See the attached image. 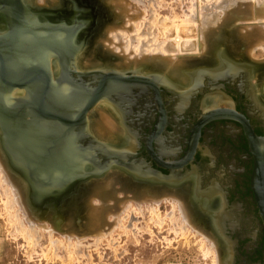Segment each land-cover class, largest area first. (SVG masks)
Returning a JSON list of instances; mask_svg holds the SVG:
<instances>
[{
	"label": "rangeland",
	"instance_id": "1",
	"mask_svg": "<svg viewBox=\"0 0 264 264\" xmlns=\"http://www.w3.org/2000/svg\"><path fill=\"white\" fill-rule=\"evenodd\" d=\"M74 1L75 3H77L79 8L82 7L84 9H88L91 11L90 23L91 22L92 23L91 24L89 23L88 27L83 29L82 31L85 30L84 32H86L85 42L87 44V48L89 47L87 49V51L89 50V52H86V55L89 56L90 53H95V56L93 58L96 60L95 62L99 65L93 68H91L90 66L89 67L90 69L79 68L78 70L75 62L74 66L76 67V70L79 72L87 73L93 70H103V71H108L109 73L112 74L117 73L124 75L125 78H130V77H137L136 71L141 72L140 71L141 68L145 67L143 74L148 73L147 75L152 74L155 76L159 73L162 75L163 74L166 75L165 68H155V66L152 65V62H150L154 57L155 59L157 58L158 56L157 54L160 51H161L160 52L161 55L163 56L166 55L164 48L165 45L162 47V44H166V45L168 44L167 46L169 47L170 43H172L173 41L172 39L175 36H177L184 41L188 40L189 42L188 41L187 42L190 43L189 47L191 45V47L193 48L200 40L199 38L202 36L203 33L202 31H204V29L207 30L205 32L206 33L205 36L203 35L204 41L207 40L205 43V50H202L201 52L198 51V53L199 52L200 53L199 55L197 54V56L196 55L183 56L182 58H184V60L182 58H180L181 60L178 59L176 63L178 65L174 64L175 67L173 65V69H175V71H177L178 69L180 70L181 68L182 69L180 70V72L185 69L187 71H190V69L194 70L197 69V67H202V68L207 67L208 63L201 62L202 60H204V57L207 56L206 55L207 52L209 54L211 53L214 54V52L215 54L218 52L219 53L224 52L228 54V56L235 62L241 61V63L247 65L248 67H250L249 65L251 62H254L256 63L257 66L262 65L263 66L262 68L264 69V49L263 47L261 48L260 46H259L260 48L258 47L255 48V45L258 46L257 44L261 42L260 38L258 37L256 40H254L255 38L254 39L249 38V35H254V29L252 28L250 30V28L248 27L249 30L246 31L245 33L243 32L244 30H246L243 27L246 24L247 20L248 21L250 20V23L253 22L251 25L249 22H247L246 24L251 27H253V25L257 23L251 20L249 9H246L248 8L247 5L248 6L254 5L252 2H249L253 0H244V1L242 0H231V1L230 0H136L135 2L136 5L138 2L137 6H134L135 5V3L133 2L134 0H123L121 2H117L120 0L117 1L116 0H74ZM125 1L126 2L129 1V4L131 1V5L127 6L128 3L125 5L124 4ZM261 1L264 2V0ZM261 1L256 0L253 2L254 3L256 2L255 5L256 6L258 5L257 7L260 8V5L263 4V2ZM59 2H61L63 8H65L69 4L68 0H50L47 3H44L42 0L41 1L35 0V4L37 5L42 4L45 7H48V5L49 4L51 5L52 3H54V5H57L59 4ZM122 2H124L123 3L124 5L121 4ZM50 5L48 9L51 11H56V10H52L53 8L52 9L50 8L53 7L54 5L53 6ZM119 5H122L123 8H121ZM131 6L136 7V10L135 11L132 10ZM126 7H128V13L126 12V9L123 11V9ZM129 7H131V9ZM61 9L62 8H60V10ZM130 10L131 13L134 11L133 13L135 14L133 13L131 14L129 12ZM198 12H200V14L202 13L201 14L202 17L199 15ZM130 15L131 16L137 15L138 17H141V19L137 17V19L133 21L134 17L132 18ZM82 16L83 15L78 16V20L81 22H83V20L81 19ZM199 16L201 18H199ZM128 17L132 18L131 22L132 24H134L133 25L135 29L134 33L136 32L135 34L138 35V40L136 39L137 43L135 44V47L138 46V49L136 53L132 54L131 56L132 58L129 56L128 53L123 54L122 52H120V50H118L117 53L114 51L111 52V49L109 48L110 47L109 43L107 42L108 40H110L112 28L118 27L119 28L118 30H120V27L124 28L126 21H128ZM37 18L39 21L40 17ZM190 18L191 20L196 19L195 20L196 22L195 21H191V22H195L198 24L195 23L191 24V22L188 23V20ZM197 18H199V20ZM201 21H203L204 23L206 22L207 24L201 23L202 24L201 26L200 25ZM203 24L205 26H203ZM198 26L201 28L200 30H198ZM149 28L152 30H150ZM185 28H187L188 31L185 32L186 30H184L181 32H185L187 33V35H184L185 33H180L179 31L180 29L183 30ZM168 29L169 31L172 32L174 31L173 34H170L171 38L168 36L170 38V41L172 40L171 42H168L169 41L168 37H164L165 35L163 36L164 32H166V30ZM148 33L150 34L148 35ZM151 33L155 37H153ZM150 35L152 37H150ZM78 38L76 40V45H81L82 43L77 44ZM150 38H153L152 40H156L155 41L156 44L154 43V41L152 42L154 44L152 43L150 44V40H151ZM134 40L135 39H133V41ZM195 40L197 42H195ZM143 43H147L148 48L147 46L145 47L144 45H142ZM154 45L155 46L157 45V47H155L156 50L155 48H153ZM158 45L160 46V48H158ZM186 46L188 47V45ZM84 47H86V45L82 46L83 49ZM168 47H166V50L168 49ZM191 47L189 48L190 50L192 49ZM141 48L146 49L145 53L143 52V55L140 50ZM157 48L159 49L158 52H157ZM162 49H164L163 50L164 52L162 51ZM195 53L193 52V54ZM233 53L237 54L238 57L232 56ZM180 55L182 56L185 54L180 53ZM243 57L247 58L250 62L243 61L242 59ZM160 58L161 57H158V59ZM182 60L189 61L191 64L184 67H180ZM162 62L164 63L165 61ZM215 63L216 62H214L213 65H215ZM238 63L240 64V62ZM103 64H105L106 67H103L102 66ZM141 65L144 67H142ZM169 66L171 65L169 64L168 67ZM215 66L217 67V65ZM165 67L167 66L165 65ZM103 68L107 70H104ZM110 69L114 70L115 72L111 71ZM130 69H132L133 71L135 69L136 70L133 72ZM225 69L226 68H224L221 71H224ZM71 78L75 80L78 79L76 75H71ZM247 78H248L247 79L248 82L244 81L247 84V88L248 85L249 86L253 85L255 87L257 86L258 87L257 89L259 91L258 94H260V96L262 95L264 98L263 95L264 70L255 71L252 79H250V76H247ZM116 80L117 79L113 80V83H111L110 85L111 92L117 91L116 89L122 84L123 85L130 84V81L129 82L125 80L123 81V79L121 81L120 80L116 81ZM87 82L88 79H81V80L78 79V83L86 84ZM189 86L190 84L184 88L186 89L190 88ZM121 87L124 90H126L123 86ZM178 87L182 88L180 86H177V88ZM114 94L116 93L114 92ZM128 94L129 93H127V95ZM208 94H205L202 100ZM221 106L227 107V105L225 104H222ZM96 110L97 109H95V111ZM95 111L92 110L89 113V115L90 114L92 115ZM95 115H96V119L101 117V113L99 114L97 113ZM116 117L118 116L116 115ZM89 142H90V138H86L85 142L82 143V145L84 147H87L88 146L87 144ZM3 167L6 169L5 171H8L6 166ZM87 168L89 167L86 166V170ZM113 170L115 169H112L110 172L112 173ZM9 172L7 174L6 172L1 173L0 171V176L2 174H5V176L9 179L8 175L11 178V172L10 173ZM3 177L4 175L0 177V264H218L217 261L220 258V253L217 251L218 249L217 245L216 246L213 245L214 242H212V239L209 237V235L206 232H204L200 228V226L196 227L188 224L190 227H192L191 230L186 223L185 224L187 226L184 225L183 223L182 229L184 228L183 226L187 227L184 228V230L186 229L187 232L183 230L185 232L183 233L180 225L181 221L183 220L181 219L182 218L181 214H179L180 211L179 208H177V203L175 204L172 198H171L172 200L170 198H167L168 200L165 201H163L164 199H162L161 200L162 203L160 202L159 204L154 202H148V203L141 202V204H137L138 201L135 200L129 201L131 208L127 211L125 215L128 218H126L125 220L122 218L124 221L122 220L123 225L121 227L120 225L112 226L113 220L110 215L103 214L104 216H101V220L97 222L95 221V218L92 215L94 213L91 214L92 209L95 210L102 207L105 208V210H108L107 206H109L110 203H111L110 206H115L114 205L115 202L112 201L107 202L106 198L102 200L98 195L93 196L94 192H92V190L93 188H95L94 186H99V185L102 186L104 184V182L102 183V181L95 180L92 183L89 182L90 183L88 185L89 187L85 188L82 191L83 194L81 193L79 194V196L78 195L75 196L71 200V204L69 202L68 204L64 205L65 207L63 208L64 210L63 212L62 209L61 211L56 212V214L54 215L56 219L53 217L42 218L37 216L31 210V208H29L23 202V197L21 194H20L21 197L17 194V191L19 189L15 184L14 180L11 178V180L9 179L10 183L5 184V182L3 183L1 181V178L3 180ZM145 185H147V183ZM120 188L121 186H118L115 189H120ZM8 189H10L11 191L9 192ZM10 193H12L13 195ZM125 195L126 194H124L123 192H120L119 194L116 195V198L118 200L119 198L123 199L125 198ZM129 197L132 198L131 193H129ZM9 198L17 199L18 204L11 206V204H9ZM78 198H80V201ZM171 202L174 204H172ZM97 203L100 206H98ZM95 204L98 206V208L95 206ZM8 205L10 206L8 207ZM155 205H157L158 207ZM172 206L173 209H175L174 211L172 209ZM151 209L154 210V211L152 210L154 214L151 212ZM135 210H137L138 212ZM139 210L142 212H139ZM133 211H134L133 213L134 217L133 216L130 217L132 214V213L130 214V212ZM139 213H141V215ZM155 216L156 217L159 216L160 219L158 217L156 219ZM172 217L175 219H173ZM106 218L110 221V222L107 221V223L109 222L111 226H108L110 224L106 223L107 220ZM130 218L131 219L134 218L133 220L134 221L137 220V221L132 222ZM158 219L164 221L163 226L159 225L161 224V221H159ZM130 223H131V228L129 229L130 226L128 224ZM155 223H158L157 225H159L160 227H158ZM174 223H178V224H174ZM105 226L106 227L108 226V229L106 228L107 230H105ZM44 227H46L45 230H43ZM31 228L33 230H31ZM46 229L51 230L53 232L47 231ZM25 230L33 231V233L38 232L36 234L38 238L35 237L36 245L35 243L33 244L29 243L30 241H28V239L27 240L25 239L28 238L26 232L24 233ZM101 232L103 233V235L104 234L105 235L102 236ZM97 235L99 236L96 237ZM100 236H102L103 239L102 237L100 238ZM51 240L52 241L55 240L54 242L57 241L59 242V244L57 243V250H55V248H52ZM98 241H100L99 244ZM76 242H79L80 245ZM78 246L81 247L77 250L76 247ZM55 253H57L56 254L57 256L55 255ZM216 257H218V259H216Z\"/></svg>",
	"mask_w": 264,
	"mask_h": 264
},
{
	"label": "water",
	"instance_id": "2",
	"mask_svg": "<svg viewBox=\"0 0 264 264\" xmlns=\"http://www.w3.org/2000/svg\"><path fill=\"white\" fill-rule=\"evenodd\" d=\"M75 6L77 15L91 16L90 10ZM34 14L23 0H0V15L6 23L0 32L1 146L23 202L37 216L55 218L56 212H63L64 205L88 187L91 177L102 176L113 166L108 164L112 156L105 152L106 144L91 137L86 128L88 113L111 93L113 80L145 81L103 70L77 71L74 58L82 45H76V40L90 21L77 22V26L75 22L73 28L40 23ZM52 59L72 71L54 79ZM71 75L88 82L78 83ZM17 90L26 95L14 97ZM209 115L247 126L244 118L238 120L226 109ZM86 138L90 142L84 147ZM247 140L254 159L252 187L264 220V136L247 129Z\"/></svg>",
	"mask_w": 264,
	"mask_h": 264
},
{
	"label": "flooded vegetation",
	"instance_id": "3",
	"mask_svg": "<svg viewBox=\"0 0 264 264\" xmlns=\"http://www.w3.org/2000/svg\"><path fill=\"white\" fill-rule=\"evenodd\" d=\"M223 62L222 68L209 64L192 70L196 77L191 89L175 90L171 84L160 85L153 75L137 73L145 82L122 84L126 90L119 86L108 102L134 139L130 160L165 179L176 178L177 185L189 177L199 180L197 194L210 198H205L207 209L215 215L221 263L264 264V220L252 187L254 159L247 140V129L264 136V105L258 87L247 88L244 82L247 76L252 79L254 69L221 71ZM210 97L227 107L205 111L203 104ZM217 109L234 112L247 126L236 119L212 118L210 112ZM196 218L209 235V220Z\"/></svg>",
	"mask_w": 264,
	"mask_h": 264
},
{
	"label": "bare ground",
	"instance_id": "4",
	"mask_svg": "<svg viewBox=\"0 0 264 264\" xmlns=\"http://www.w3.org/2000/svg\"><path fill=\"white\" fill-rule=\"evenodd\" d=\"M41 1V0H40ZM44 3H47L49 2L50 0H42ZM69 1V4L63 8L62 6H59L61 5V2H59V4L57 5H54V3H52L51 5L53 7H50L52 10H56V11H51L48 9V7H45L44 5L40 4V5H37L35 4V0H23V3L25 4V6L29 9V11H31L32 13H35L34 15H36L37 17H40V20L39 22L40 23H45V22H48L49 24H53V25H62V24H65V25H70L74 28V23L76 22V26H77V22H81L79 20H77V13H76V6H75V1L74 0H68ZM117 1V0H116ZM123 0H120V1H117V2H121ZM231 1V0H230ZM244 1V0H242ZM253 1H256V0H253ZM253 1H249V2H252L254 5H247L248 8L246 9H249V14H250V18L252 21L254 22H257L256 24L253 25V27L249 26V25H246L247 22L250 23V20L246 21V24L244 25V30L243 32L245 33L246 31H248V27L252 29H254V35H249V38L251 39H254L256 40L258 37L260 38L261 42L259 44H257L258 46L255 45V48L258 47V48H262L264 49V2L262 5H260V8H258L255 4L256 2L254 3ZM134 3L136 2V0L133 1ZM132 2V3H133ZM124 2H122L121 4L122 5H126L128 3L127 6H130L131 5V1H130V4H129V1H125V3L123 4ZM133 3V4H134ZM120 4V3H119ZM132 4V5H133ZM260 4V3H258ZM46 5V4H45ZM50 5V6H51ZM122 5H119L121 8H123ZM137 5H138V2H137ZM136 3L134 6H137ZM246 5V4H245ZM59 6V7H58ZM132 7V6H131ZM131 7H129L131 9ZM218 7V6H217ZM241 7V6H240ZM58 8V9H57ZM60 8H62L60 10ZM134 8V9H133ZM126 9V12L128 13V7L124 8L123 11ZM132 10H136V7H132ZM133 11V12H134ZM201 11V9H200ZM131 13V10L129 11ZM132 12V13H133ZM139 12V11H138ZM126 13V14H127ZM131 13V14H132ZM137 13V11H136ZM199 15L202 17V13L200 14V12H198ZM135 14V13H133ZM140 14V13H139ZM138 14V15H139ZM143 14V13H142ZM141 14V15H142ZM80 15H83L82 16V20L83 22H85L86 20H89L91 21V16H89L88 14H80ZM248 15V14H247ZM131 16V15H130ZM199 16V18H201ZM132 18L134 17L133 21L135 19H137V15H133L131 16ZM131 17H128V21H126L125 23V26L124 28L123 27H120V30H118L119 28L118 27H114L112 28V32H111V37H110V40H108L107 42L109 43V48L111 49V52L114 51L117 53L118 50H120V52H122L123 54L124 53H128L129 56L131 57L132 54L136 53L137 49H138V46L135 47V44L137 43V40H138V35L134 33L135 29H134V24H132L131 22ZM204 17V15H203ZM139 19H141V17H138ZM143 18V17H142ZM199 18H197L199 20ZM212 18V17H210ZM125 19V17H124ZM127 19V17H126ZM144 19V18H143ZM142 19V20H143ZM193 19V18H192ZM207 19V18H206ZM209 19V18H208ZM141 20V21H142ZM196 19L194 20H191V18L188 20V23H190L191 21H195ZM201 20V19H200ZM205 20V19H204ZM211 20V19H210ZM263 20V22H262ZM38 21V19H37ZM262 23H260V22ZM137 22V21H136ZM196 22V21H195ZM195 22H191L192 23H195ZM199 22V21H198ZM68 23H71V24H68ZM92 23V22H91ZM90 23V24H91ZM201 23H204L203 21L200 22V25L202 26ZM206 23V22H205ZM204 23V24H205ZM215 23V22H214ZM253 22L250 23V25L252 24ZM195 24H198V23H195ZM203 24V26H205ZM207 24V23H206ZM211 25V24H210ZM91 26V25H90ZM246 26V28H245ZM256 26V27H255ZM133 27V28H132ZM132 28V29H131ZM152 28V27H151ZM6 29V23H5V20H4V17L3 15H0V32L1 30H5ZM134 29V30H133ZM150 29V28H149ZM190 29V28H189ZM192 29V28H191ZM201 28L198 26V30H200ZM117 30V32H116ZM152 30V29H150ZM186 30L185 32L188 31L187 28L183 29V30H179L180 33H185V32H181V31H184ZM85 31V30H84ZM82 31L81 32V36H79L78 38V43H82L81 45H86V47H84V49L82 48L81 46V50L78 52L77 56H75L74 58V65H75V62H76V65H77V68L79 70L80 69H90L89 67L91 66V68L93 67H97L99 66L95 61V59L93 58L95 56V53H90V55H86V52H89V50L87 51V44L85 42V35H86V32ZM115 31V32H114ZM119 31V32H118ZM207 30L204 29V31H202V36L199 38L200 40L197 42L195 40V42H197V44L192 48L191 45L190 47L192 48L191 50L189 49V44L186 40H182L180 39L179 37L175 36L171 41L172 43H170L169 47L166 45V44H162V47L165 45L166 47H168V49L166 50V47L164 46L165 48V56L161 55L160 52L155 55L157 56V60L155 59V57L152 59V65L155 66V68H165L166 69V75L165 74H157V75H153L151 77L155 78L156 80H158V83H160V85H167V86H174V85H177V86H180V87H186L187 85H191L192 87V84L194 82V78L196 77L195 76H192L190 73H192V70L190 69V71H187L186 69L185 70H182L180 72V70L182 69H178L177 71H175V69H173V65H178L176 64L177 63V60L182 58L183 56H197V54L199 55V53L202 51V50H205V43L206 41H204V37L203 35L205 36V32ZM114 32V33H113ZM151 32V31H150ZM174 32V31H173ZM172 31H169L166 30V32H164L163 36L164 37H170V34H173ZM192 32V31H191ZM242 32V33H243ZM110 33V32H109ZM113 33V34H112ZM129 33V34H128ZM177 33V32H176ZM243 33V34H244ZM135 34V35H134ZM150 33H148L149 35ZM152 34V33H151ZM154 34V32H153ZM152 34L153 37H155L154 35ZM190 34V33H189ZM201 34V33H199ZM83 35V36H82ZM181 35V34H180ZM184 35H187V33H185ZM109 36V35H107ZM128 36V37H127ZM150 35V37H152ZM168 37V38H169ZM203 37V38H202ZM170 38H169V41L168 42H171L170 41ZM187 38V37H186ZM133 39H137L135 42L133 41ZM150 44L156 40H152L153 38H150ZM167 39V38H166ZM107 40V39H106ZM132 41V42H130ZM193 41V40H191ZM190 41V42H191ZM204 41V42H203ZM141 42V41H140ZM166 42V43H168ZM253 42V41H252ZM84 43V44H83ZM107 43V45H108ZM142 43V42H141ZM152 43V44H154ZM156 44V43H155ZM161 44V43H160ZM262 44V45H261ZM141 45V44H140ZM142 45H144L145 47L147 46V43H143ZM188 45V47L186 46ZM193 46V45H192ZM260 46V47H259ZM140 47V46H139ZM143 47V46H141ZM150 47V46H149ZM152 47V45H151ZM150 47V48H151ZM157 47V45L153 48ZM220 47V46H219ZM148 48V46H147ZM158 48H160V46L158 45ZM157 48V52L159 51V49ZM254 48V47H253ZM83 49V51H82ZM141 52H142V55H143V52L145 53V50L146 49H143L141 48L140 49ZM156 50V48H155ZM154 50V51H155ZM164 49H162L163 51ZM212 50V48H211ZM256 50V49H254ZM96 51V50H95ZM150 51V50H148ZM189 53H188V52ZM198 51H200L198 53ZM164 52V51H163ZM193 52L195 54H193ZM154 53V52H153ZM180 53H183L185 55H180ZM121 54V55H123ZM152 54V53H151ZM160 54V55H159ZM249 54V53H248ZM117 55V54H116ZM146 55V54H145ZM153 55V54H152ZM207 56L204 57V60H202L201 62L204 63H208L209 64H212L214 62L215 65H219V68H222L220 65V61L223 62V69L224 68H228L229 71L231 72H237L241 69H252L254 68V65L253 63H250V67H248L247 65H244L243 63H241L240 61V64L238 62H235L233 61L232 59H229L230 57L228 56V54L224 53V52H218L215 54H209L207 52L206 54ZM135 57V56H134ZM145 57V56H143ZM158 57H161L160 59H158ZM250 57V56H249ZM132 58V57H131ZM202 58V57H201ZM127 59V58H126ZM141 59V58H140ZM143 59V58H142ZM165 61L164 63L161 61ZM184 60V58H182ZM199 59V58H198ZM226 59V60H225ZM135 60V59H134ZM181 60V59H180ZM179 60V61H180ZM181 61V64H180V67H184V66H187L189 64H191L189 61ZM133 61V60H131ZM143 61V60H142ZM141 61V62H142ZM226 61H229L230 63L227 64ZM138 62V61H137ZM145 62V60H144ZM180 63V62H179ZM51 64H52V67H51V71L53 72V76H54V79L55 77H61V75H63V73L65 72L66 73V67L64 69H60V63L56 60H53L51 61ZM171 65L168 67V65ZM258 64V62H257ZM165 65L167 67H165ZM174 65V67H175ZM214 65V66H215ZM232 65V66H230ZM103 67H106L105 64L102 65ZM128 66V64H127ZM142 66V65H141ZM207 66V65H206ZM230 66V67H229ZM118 67V66H117ZM144 67V66H142ZM216 67V66H215ZM232 67V68H231ZM256 68H254V72L255 71H258V70H264V69H261L263 66L262 65H256L255 66ZM147 68V67H146ZM104 69V68H103ZM205 69V68H204ZM104 70H107V69H104ZM109 70V69H108ZM111 70V69H110ZM132 70V69H130ZM136 70V69H135ZM134 70V71H135ZM138 70V69H137ZM145 70V67L144 68H141V72L143 74V71ZM221 70V69H220ZM237 70V71H236ZM111 71H114V70H111ZM133 71V70H132ZM133 71V72H134ZM204 71V70H203ZM228 71V70H227ZM115 72V71H114ZM141 72H138L136 71V73H141ZM149 72V71H148ZM152 72V71H151ZM156 72V71H155ZM230 72V74H231ZM70 73V72H69ZM122 73V72H121ZM135 73V74H136ZM157 73V72H156ZM240 73V72H239ZM148 74V73H147ZM152 75V74H151ZM221 74H219L220 76ZM223 75V74H222ZM225 75V74H224ZM171 76V77H169ZM174 76V77H172ZM227 76V75H226ZM174 78V79H173ZM222 78V77H221ZM172 82V83H171ZM174 83V85H173ZM171 84V85H170ZM195 85V84H194ZM193 85V86H194ZM177 86H174V89L175 90H179L177 88ZM190 87V86H189ZM196 87V86H195ZM193 87V88H195ZM186 89V88H185ZM189 89V88H188ZM191 89V88H190ZM182 90V89H181ZM262 91V90H261ZM112 92H115V91H112ZM112 92L104 99H102L100 101V103H98L92 110L95 111V109H97L92 115L89 113L92 111H90L86 117V128L89 132V134H91V137H93L95 140H99V141H102L104 142V144H106L107 148L105 149V152L109 154V156L111 155L112 157L110 158L108 164L110 165H113V166H109V168H107L105 174H103L102 176H99V177H91V183L94 182L95 180H99V181H102V183L104 182V184L102 186H94L95 188H93L92 192L93 193V196H96L98 195L102 200L106 198V201L110 202H115V206H107L108 207V210H105V208H99V209H95L91 211V214L93 215V217L95 218V221H99L101 220V216H104L103 214H106V215H110L112 217V226H115V225H120V227L123 225L122 224V220L128 218L126 217V213L127 211L131 208V205H130V202L129 201H132V200H135V201H138L137 204H141L142 203H148V202H154V203H157L159 204L161 202L162 199H164L163 201L165 200H168L167 198H172L173 201L175 202V204L177 203V208H179V214H181V219L184 221H181V230L183 231L184 228H187L185 226H183L184 228L182 229V225L184 223V225H191V226H198L197 223L195 222L197 220L196 217H200V218H205V221L207 222L209 220V222L207 224H209V229L210 227H212L211 229V232L209 233V237L212 239V242L214 246L218 245L220 247V242L218 241V235H217V232H216V225H215V215L213 213H211L209 210V208L207 209V205H206V196L204 197H201L203 196L202 194L199 196L197 193V186H199V184L197 182H199L198 179H196L195 177H189L185 182H183L182 185H177L176 181L178 182V180H176V178L174 177H171V179H165L159 175H157V173L155 172H152L151 170H149V168L147 167L146 169L147 170H143V167H145L144 165H142L143 167L137 165V163L135 161H132L130 160L132 157L134 158V155H132L131 152H133V148H134V139L132 140L131 136L126 132V127H125V124L123 125V120L121 119L122 116L117 112V110L115 108H113L112 105H110L108 103L109 99H111V95ZM185 92V91H184ZM26 94H25V91L24 90H17L14 92V97H24ZM260 96V94H258ZM214 96V95H213ZM257 96V95H256ZM222 99V98H221ZM224 100V99H223ZM222 100V101H223ZM260 100H262V103L264 105V98L262 97L261 95V98ZM226 101V100H225ZM258 102V101H257ZM221 104V101L220 99L218 98H208L205 102H204V109L205 111H212L214 109H216L217 107H219ZM225 104V103H224ZM115 107V106H114ZM119 108V107H117ZM121 109V108H120ZM218 110V109H217ZM122 112V111H121ZM214 112V111H213ZM99 114L101 113V117L96 119V115L95 114ZM212 113V112H211ZM115 114V115H114ZM116 115L119 117H116ZM124 115V114H122ZM118 118V119H117ZM123 121V122H122ZM2 132H1V129H0V171L1 173H7L11 170L9 169V166L7 164V159H4L5 156H4V153H2ZM92 148L94 146H91ZM125 149H128V150H125ZM136 150V149H135ZM131 153V154H130ZM143 162V161H142ZM3 166H6L7 167V170L8 171H5L6 169L3 167ZM92 168V167H91ZM112 169H115L113 170V172L111 173L110 171ZM5 171V172H4ZM87 171H91V173H93V169L89 170V168H87ZM9 172V173H10ZM4 175L3 177V180L1 178V181L5 184H9L10 181L9 179L11 180V178H13V174L11 172V178L10 176L8 175L9 179L5 176V174H2ZM1 175V176H2ZM0 176V177H1ZM5 179V181H4ZM146 180V181H145ZM145 181V182H144ZM147 183V185L145 184ZM3 184V185H5ZM7 186V185H6ZM92 186V185H91ZM118 186H121L120 189H115L117 188ZM8 187V186H7ZM10 187V186H9ZM89 187V186H88ZM9 192L11 191L10 189H8ZM7 190V191H8ZM85 192V191H84ZM88 192V191H87ZM120 192H123L125 195V198H119V200L116 198V195L119 194ZM129 193L132 194V198L129 197ZM201 193V192H200ZM12 194V193H10ZM9 194V195H10ZM17 194L20 196V192L19 190L17 191ZM83 194V193H82ZM13 195V194H12ZM11 195V197H12ZM79 196V195H78ZM90 196V195H89ZM88 196V197H89ZM14 197V196H13ZM21 197V196H20ZM87 197V196H86ZM118 197V196H117ZM164 197V198H163ZM81 198V197H80ZM80 198L79 201H80ZM166 198V199H165ZM169 199V200H170ZM171 199V200H172ZM206 199H210V198H206ZM219 200V199H218ZM85 201V200H84ZM213 201V200H212ZM216 201V200H215ZM97 202V201H96ZM214 202V201H213ZM76 203V202H75ZM134 203V202H132ZM162 203V202H161ZM172 203V202H171ZM211 203V202H210ZM215 203V202H214ZM220 203V201H219ZM9 204H11V206H14L15 204H18L17 203V199H10L9 198ZM113 204V203H112ZM150 204V203H149ZM174 204V203H172ZM91 205H94V204H91ZM98 205V203H97ZM95 204V206L98 208V205L97 206ZM217 205V204H216ZM10 205H8L9 207ZM17 206V205H16ZM94 206V207H95ZM133 206V205H132ZM149 206V205H148ZM157 206V205H155ZM18 207V206H17ZM139 207V206H138ZM145 207V206H144ZM158 207V206H157ZM176 207V206H175ZM212 207V206H211ZM217 207V206H216ZM220 207V205H219ZM141 208V206H140ZM139 208V209H140ZM152 208V206H151ZM19 209V208H18ZM145 209V208H144ZM172 209H173V206H172ZM153 209H151V212H152ZM158 210V208H157ZM175 209H173L174 211ZM20 211V210H19ZM132 211V210H131ZM137 211V210H135ZM154 211V210H153ZM156 211V210H155ZM138 212V211H137ZM139 212H142L139 210ZM216 212V211H215ZM132 213V214H131ZM134 211L133 212H130L131 216L132 217L134 214ZM153 213V212H152ZM176 213V211H175ZM136 214V213H135ZM141 215V213H139ZM154 214V213H153ZM156 214V213H155ZM198 214V215H197ZM219 215V214H218ZM18 216V215H17ZM153 216V215H152ZM134 217V216H133ZM159 219L160 217L157 216ZM157 217L155 216V218L157 219ZM171 217V216H170ZM175 217V216H173ZM172 217V218H173ZM19 218V217H18ZM59 218V217H58ZM104 218V217H103ZM123 218V219H122ZM143 218V216H142ZM27 219V217H26ZM60 219V218H59ZM71 219V218H70ZM107 219V218H106ZM131 219V218H130ZM134 218H132V222L134 221L133 220ZM137 219V218H136ZM158 219V220H159ZM170 219V218H168ZM175 219V218H173ZM207 219V220H206ZM123 220V221H124ZM172 220V219H171ZM200 220V219H198ZM197 220V221H198ZM221 220V219H220ZM20 221V220H19ZM53 221V220H52ZM107 221H109L108 219L106 220V223ZM137 221V220H135ZM134 221V222H135ZM151 221H154V220H151ZM161 221V226H163V222L162 220H159ZM178 221V220H177ZM29 222V221H28ZM110 222V221H109ZM108 222V223H109ZM172 222V221H170ZM174 222V220H173ZM179 222V221H178ZM201 222V221H200ZM22 223V221H21ZM55 223V222H54ZM107 223V224H108ZM118 223V224H117ZM140 223V222H139ZM186 223V224H185ZM202 223V222H201ZM110 224V223H109ZM125 224V223H124ZM137 224V223H136ZM156 225L158 223H155ZM174 224H178V223H174ZM33 225V224H32ZM129 226V229L131 228V223L128 224ZM159 225H157L158 227H160ZM186 225V226H187ZM188 225V227H190ZM35 226V224H34ZM108 226H111L108 225ZM108 226L106 227L105 226V230L108 229ZM133 226V225H132ZM173 226V225H172ZM117 227V226H116ZM119 227V226H118ZM125 227V226H124ZM126 227V228H127ZM28 228V227H27ZM46 227L43 228V230H45ZM62 228V227H61ZM107 228V229H106ZM179 228V227H178ZM192 227H190L191 229ZM217 228V227H216ZM24 229V228H23ZM30 229V228H29ZM114 229V227H113ZM120 229V228H119ZM125 229V228H123ZM31 230H33L31 228ZM47 230V229H46ZM112 230V229H111ZM110 230V231H111ZM192 230V229H191ZM34 231H35V228H34ZM40 231V230H39ZM47 231H51V230H47ZM185 232L186 229L184 230ZM183 231V233H185ZM26 232V235L28 238H25L26 240L28 239V241H30L29 243H35L36 245V239L35 237L36 233H33V231H28V230H25L24 233ZM53 232V231H51ZM103 232V231H102ZM101 232V233H102ZM105 232V231H104ZM100 233V234H101ZM107 233V232H106ZM109 233V232H108ZM111 233V232H110ZM135 233V232H134ZM182 233V232H181ZM52 234V233H50ZM95 234V233H94ZM99 234V233H98ZM105 235V234H104ZM103 233H102V236H104ZM107 235V234H106ZM50 236V235H49ZM99 235H97L96 237H98ZM100 236V238L102 237ZM23 237V236H22ZM38 238V237H37ZM98 238V239H100ZM40 239V238H39ZM103 239V237H102ZM215 240V241H214ZM27 241V242H28ZM38 241H41V240H38ZM55 241V240H54ZM51 240V243H52V248H55V250H57V243L59 244V242H54ZM82 242V241H81ZM97 242V240H96ZM206 242V241H205ZM70 243V242H68ZM79 244V242H76ZM100 243V241H98V244ZM39 244V243H38ZM80 245V244H79ZM211 245V246H213ZM39 246V245H37ZM59 246V245H58ZM95 246V245H94ZM71 247V246H70ZM81 247V246H80ZM79 246L76 247L77 250L80 248ZM214 248V247H213ZM72 249V248H71ZM224 250V249H223ZM35 251V250H34ZM80 251V250H79ZM217 251L219 252V248L217 249ZM57 252V251H56ZM69 252V251H68ZM74 252V251H73ZM214 252V251H213ZM78 253V251H77ZM57 253H55L56 255ZM76 254V253H75ZM226 254V253H225ZM57 256V255H56ZM216 256V255H215ZM226 256V255H224ZM85 258V257H84ZM91 258V257H90ZM89 258V259H90ZM225 258V257H224ZM87 259V258H86ZM216 259H218V257H216ZM220 260L221 257L219 258V260L217 261L218 264H220ZM222 264V263H221Z\"/></svg>",
	"mask_w": 264,
	"mask_h": 264
}]
</instances>
